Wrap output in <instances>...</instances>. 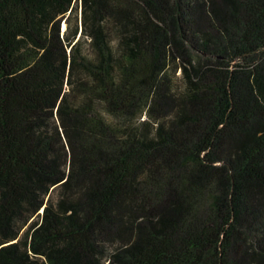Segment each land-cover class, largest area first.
<instances>
[{"label":"trees","instance_id":"trees-1","mask_svg":"<svg viewBox=\"0 0 264 264\" xmlns=\"http://www.w3.org/2000/svg\"><path fill=\"white\" fill-rule=\"evenodd\" d=\"M124 211L155 245L114 264H264V0H0V264H88Z\"/></svg>","mask_w":264,"mask_h":264},{"label":"rangeland","instance_id":"rangeland-1","mask_svg":"<svg viewBox=\"0 0 264 264\" xmlns=\"http://www.w3.org/2000/svg\"><path fill=\"white\" fill-rule=\"evenodd\" d=\"M60 27V28H59ZM57 28L59 31H62L64 28L62 23L59 25V21L57 20L51 28V35L55 41V45H58L57 38L59 39ZM63 57L59 59H55L57 65L62 67L63 65ZM53 133V129L51 127H45L42 130L40 137H51ZM43 135V136H42ZM53 153L57 156L61 157L64 153V145L55 143V141L51 142ZM99 179L95 180L88 187H69V186H43L39 191V194L43 196L45 200L53 202V204L58 208L59 211H63L66 206H70L73 202L77 200L79 196H87L92 188L99 184ZM38 213H41V208ZM30 218L28 220L31 221ZM135 213L124 211L119 222L111 225L107 228L99 229L95 234L96 238V250L94 252V256L88 260V264H114L109 256L113 251H118L121 248L127 246L128 248L136 253L146 256L147 249L150 246L155 245V242L148 240L145 237L143 232V227L137 223ZM57 246H49L44 249L43 257L46 259L48 264H52L49 259L50 249H54ZM119 264V263H117Z\"/></svg>","mask_w":264,"mask_h":264}]
</instances>
